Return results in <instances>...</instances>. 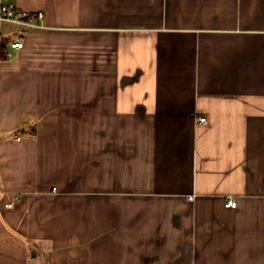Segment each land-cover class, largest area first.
I'll return each mask as SVG.
<instances>
[{"label":"crops","instance_id":"obj_1","mask_svg":"<svg viewBox=\"0 0 264 264\" xmlns=\"http://www.w3.org/2000/svg\"><path fill=\"white\" fill-rule=\"evenodd\" d=\"M5 1L0 264H264V0Z\"/></svg>","mask_w":264,"mask_h":264},{"label":"built area","instance_id":"obj_2","mask_svg":"<svg viewBox=\"0 0 264 264\" xmlns=\"http://www.w3.org/2000/svg\"><path fill=\"white\" fill-rule=\"evenodd\" d=\"M43 12L30 13L25 10L18 8L14 3L7 2L5 0H0V25L3 22H13L16 24L26 25V26H36V19H42ZM22 41H17L11 43L10 46L13 49H20L23 47ZM12 52L7 49V58L12 57ZM2 61H0L1 64ZM197 121L203 124L208 122L207 118L204 116H198ZM194 196H189V199H193ZM226 207L236 208L237 200L233 198H228Z\"/></svg>","mask_w":264,"mask_h":264},{"label":"trees","instance_id":"obj_3","mask_svg":"<svg viewBox=\"0 0 264 264\" xmlns=\"http://www.w3.org/2000/svg\"><path fill=\"white\" fill-rule=\"evenodd\" d=\"M8 41L0 34V61L7 59Z\"/></svg>","mask_w":264,"mask_h":264},{"label":"water","instance_id":"obj_4","mask_svg":"<svg viewBox=\"0 0 264 264\" xmlns=\"http://www.w3.org/2000/svg\"><path fill=\"white\" fill-rule=\"evenodd\" d=\"M7 49H8L9 51H11L12 53L15 52V50H14L10 45L7 46Z\"/></svg>","mask_w":264,"mask_h":264}]
</instances>
